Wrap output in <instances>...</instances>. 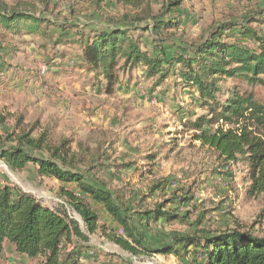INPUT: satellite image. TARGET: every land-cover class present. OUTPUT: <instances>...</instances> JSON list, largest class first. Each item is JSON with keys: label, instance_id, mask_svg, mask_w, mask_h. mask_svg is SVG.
<instances>
[{"label": "rangeland", "instance_id": "374dc122", "mask_svg": "<svg viewBox=\"0 0 264 264\" xmlns=\"http://www.w3.org/2000/svg\"><path fill=\"white\" fill-rule=\"evenodd\" d=\"M18 1L32 4L36 15L53 24L49 28L50 44L61 39L72 51L66 45L57 47L67 54L63 67L52 66L42 75L41 68L53 56L50 50L44 49V40L28 36L11 40L14 49L7 52L11 55L8 58L12 72L9 70L10 74L0 76V89L4 84L10 89L0 90L1 137L12 132L16 120L22 117L23 126L36 125L37 133L47 130L52 143L69 139L74 151H79L80 146L82 150L87 149L88 172L83 167L78 170L87 177L107 181L109 189L129 184L147 193L156 182L165 180V186L169 183L166 189L156 191L146 204L152 207L155 202L172 200L174 203H167L166 209L174 210L183 221L166 227L159 224L151 230L138 224L144 243L151 250L170 243L174 236L192 235L200 230L216 233L240 228L264 235V220L259 217L264 198H249L245 194L248 172L244 163L221 164L212 151L193 140V132L186 127V123L208 113L201 107L197 93L181 81L179 65L166 66L167 75L163 80L147 79L141 68L119 71V83L112 95L95 89L93 76L74 65L79 49L92 33L107 28L110 22L126 30L142 52L159 57L158 49L164 48L175 56L189 58L193 47L220 26L233 24L239 28L252 19L258 23H253L251 28H264V23L260 24L264 20V0H186L174 16L164 12V5L170 0H146L137 10L123 6L118 0H2L8 5ZM144 11L148 15L140 23L123 20L124 16L143 18ZM170 18L180 24L163 30L160 35L150 32L156 21L167 22ZM59 62L55 60V65ZM13 70H18L20 78L14 76ZM218 87L215 101L221 105L233 90L252 95L255 101L264 104L262 86L225 79ZM87 155L98 160L93 169L88 167ZM0 183L17 187L48 207L61 203L57 196L58 183L40 178L32 164L13 171L0 160ZM182 195L190 200L181 204L176 197ZM95 209L103 223L117 230L102 207ZM68 215L79 221L74 214ZM90 239V248L106 257L88 264H183L170 254L135 258L105 239L97 236ZM6 264L40 263L23 257Z\"/></svg>", "mask_w": 264, "mask_h": 264}, {"label": "trees", "instance_id": "16d2710c", "mask_svg": "<svg viewBox=\"0 0 264 264\" xmlns=\"http://www.w3.org/2000/svg\"><path fill=\"white\" fill-rule=\"evenodd\" d=\"M145 1L118 0L136 10ZM185 1L170 0L164 5V12L174 16ZM34 9L27 2L8 5L0 0V76L4 75L3 67L11 68L7 51L14 49L11 41L14 38L28 36L44 40V49L53 54L45 64L48 70L60 66L67 56L57 50L66 45L63 40L50 44L49 28L53 24L36 15ZM143 14V18L134 15L124 16L123 20L140 23L148 11ZM253 23L258 22L249 19L239 28L233 24L218 27L194 46L192 56L186 58L164 48L158 49L159 57L142 52L126 30L110 22L107 28L92 33L74 65L92 75L93 87L106 95H112L119 83V71L141 68L147 79L163 80L167 75L166 66L179 65L181 81L197 93L201 107L208 113L186 123L193 132V140L212 151L221 164L242 161L248 172L245 194L249 198H264V104L236 90L224 104L215 101L218 85L225 79L244 80L249 85L264 87V28L253 29ZM263 23L264 20L260 24ZM179 24L170 18L167 22L156 21L149 30L160 35ZM66 46L71 48L69 44ZM55 60L60 61L58 65ZM36 133V125L23 126V118L19 117L13 131L0 136V160L13 171L34 165L40 178L58 183L57 196L61 203L48 207L19 188L0 183V264L7 263L5 245L12 246L16 255L39 260L40 264L97 263L106 256L98 255L88 246L92 236L105 239L135 258L170 254L183 264H264V235L240 228L216 233L200 230L192 235L174 236L170 243H163L155 250L147 248L138 224L151 230L159 224L166 227L183 221L174 210L166 209L167 203H174L172 200L155 202L152 207L146 204L156 191L166 189L169 183L165 186V180L156 182L147 193L129 184L109 189L107 181L87 177L78 170L83 167L88 172L87 149L82 150L80 146L79 151H74L69 139L52 143L47 130ZM87 158L88 167L96 165L98 160L94 156L87 155ZM176 199L181 204L190 200L184 195ZM96 206L102 207L117 230L101 221ZM68 213L79 217L81 224ZM259 217L264 220V206Z\"/></svg>", "mask_w": 264, "mask_h": 264}, {"label": "crops", "instance_id": "0c3cea01", "mask_svg": "<svg viewBox=\"0 0 264 264\" xmlns=\"http://www.w3.org/2000/svg\"><path fill=\"white\" fill-rule=\"evenodd\" d=\"M27 37V36H26ZM26 39V38H25ZM28 41H30V40H28ZM70 51H72V48H70L69 49ZM80 50V49H79ZM9 57H11V55H9ZM8 61H9V63H11V59L9 58L8 59ZM12 65V64H11ZM63 64L62 63H60V67L59 68H61V67H63L62 66ZM6 71H4V75H8V74H10V72H12V69L11 68H6L5 69ZM10 70V72H8ZM14 71V70H13ZM18 73V70H15L13 73H14V76L15 75H18L16 78H20V73L19 74H17ZM2 76V75H1ZM4 88H1L0 90L1 91H3L5 88H6V90H8L9 89V86L7 85V84H4V86H3ZM10 90V89H9ZM6 92H8V91H6ZM2 92H0V94H1ZM24 192V191H23ZM106 215V214H105ZM79 223L81 224V222L79 221ZM91 240V239H90ZM88 246L90 247V245L88 244ZM5 251H4V253H5V255H6V258H7V262H12L13 260H18V259H23V257L24 256H19V255H17L18 257H13L14 255H16L15 253H14V251H13V247L12 246H10V245H5ZM13 251V252H12ZM8 252H11L10 254H8ZM24 258H26V257H24ZM27 259V258H26ZM88 262L89 263H91L90 261H84L82 264H88Z\"/></svg>", "mask_w": 264, "mask_h": 264}, {"label": "built area", "instance_id": "2783aa9c", "mask_svg": "<svg viewBox=\"0 0 264 264\" xmlns=\"http://www.w3.org/2000/svg\"><path fill=\"white\" fill-rule=\"evenodd\" d=\"M48 71V68L46 67V66H43L42 68H41V70H40V73L43 75V74H45L46 73V71Z\"/></svg>", "mask_w": 264, "mask_h": 264}]
</instances>
